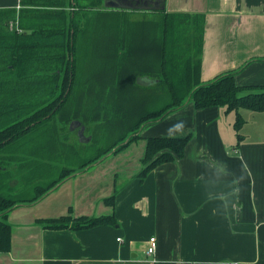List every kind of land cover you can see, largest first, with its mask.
<instances>
[{
    "label": "trees",
    "instance_id": "16d2710c",
    "mask_svg": "<svg viewBox=\"0 0 264 264\" xmlns=\"http://www.w3.org/2000/svg\"><path fill=\"white\" fill-rule=\"evenodd\" d=\"M104 1L20 0L18 10H0V253L10 251L11 210L39 202L65 180L121 152L140 139L144 126L193 103L197 110L234 112L241 140L244 122L238 111L264 112V86L235 82L245 64L201 82L202 14L150 10L159 21L137 22L129 19L133 10L105 9ZM141 77L155 83L141 86ZM82 127L87 142L78 141L76 130ZM191 138H146L142 168L134 178L142 183L153 169L182 159ZM98 142L103 149L97 155L76 168L64 167L83 144ZM63 161L57 179L48 185L34 182L47 164L53 168ZM24 179L32 192L20 199ZM117 192L104 203L113 207ZM35 223L44 230L74 232L118 224L114 215Z\"/></svg>",
    "mask_w": 264,
    "mask_h": 264
},
{
    "label": "crops",
    "instance_id": "0c3cea01",
    "mask_svg": "<svg viewBox=\"0 0 264 264\" xmlns=\"http://www.w3.org/2000/svg\"><path fill=\"white\" fill-rule=\"evenodd\" d=\"M163 3L204 16L201 82L245 64L236 84L264 86V0ZM19 7L20 0H0V10ZM230 113L188 103L144 126L118 160L107 156L39 202L14 208L10 251L0 253V264H264V112L254 118L252 138L243 119L241 140ZM178 123L183 129H173ZM188 134L182 159L158 166L142 183L134 178L146 138ZM115 189L114 206L106 205ZM67 214L114 215L118 224L74 232L35 223ZM151 237L157 246L148 256Z\"/></svg>",
    "mask_w": 264,
    "mask_h": 264
},
{
    "label": "rangeland",
    "instance_id": "374dc122",
    "mask_svg": "<svg viewBox=\"0 0 264 264\" xmlns=\"http://www.w3.org/2000/svg\"><path fill=\"white\" fill-rule=\"evenodd\" d=\"M171 9H173V8H170V6L168 8V6H167L165 8V11L167 10L166 11L167 13L189 14V13H184V12H181V11L180 12H172L173 10H171ZM129 19H130V21H137V22L144 21V20H147V21H159V16L156 13H149V11H145V10H134V11L129 13ZM102 36H107V35L103 34ZM102 36H100V37H102ZM87 64H89V65L91 64V59L90 58L88 59ZM85 70H87V69H85ZM204 83H206V82H204ZM238 114H240L241 119L242 120L244 119V122H246L245 126L243 128L244 134L247 135L248 138H252V136H254V134L252 133V129L254 127V120H256L254 118H257L256 116H258V113L252 112V111H248V110L247 111L246 110H239ZM228 115L229 116H233L234 122H235V113L231 112ZM224 133L225 132H223V135H224ZM240 133H241V131H240ZM78 141L81 142L79 140V138H78ZM87 144H83L82 145L83 148L80 149L77 152L75 160H72L70 163H68L66 165H65L66 161L65 162L63 161L60 164L56 163L53 168L51 167V165L47 164L48 165L47 167L42 168V170H44V173L40 171L39 175H38V178H35L34 182H38L39 181V183L41 184V181H42L41 185H45V184L48 185L51 181H53V180L58 178L59 171L61 169L60 167H62L63 165H65L64 167H69V164H70L72 168H76V167H78L79 163L83 159L90 158V157L92 158V157H94L95 155L98 154L99 150L103 149V145L101 143H99V142L98 143H94V144H89V145H87ZM139 144H140L139 142L136 143V146H139ZM119 153H117L115 155L118 156ZM113 155H109L108 157L113 156ZM118 159H119V156L115 160H118ZM58 168H59V170H58ZM45 170H47V171H45ZM19 185H20V192H18L17 197L20 198V199H27L31 195V192H32V188L30 187V184H28V182H26V180L24 179V180H20V184ZM0 192H1V187H0ZM64 216H69V215L67 214V215H64Z\"/></svg>",
    "mask_w": 264,
    "mask_h": 264
},
{
    "label": "water",
    "instance_id": "95a60500",
    "mask_svg": "<svg viewBox=\"0 0 264 264\" xmlns=\"http://www.w3.org/2000/svg\"><path fill=\"white\" fill-rule=\"evenodd\" d=\"M118 1L119 0H106V1H104V3H103V7L105 8V9H109V10H128V11H132V10H134L135 8L134 7H132V6H129V5H125V6H123V5H120V4H118ZM138 9V8H137ZM136 9V10H137ZM164 9V3L162 4V5H160V6H157V7H154V8H139V10H159V11H161V10H163ZM155 83V81L154 80H151V79H149L148 77H141V78H138L137 79V84H139V85H141V86H149V85H152V84H154ZM74 129V126L73 125H71V130H73ZM84 128L82 127V128H80V130L78 131V133H77V135H78V138H79V140L81 141V142H87L88 140H89V138L88 139H84L83 137H84Z\"/></svg>",
    "mask_w": 264,
    "mask_h": 264
},
{
    "label": "flooded vegetation",
    "instance_id": "af4514ba",
    "mask_svg": "<svg viewBox=\"0 0 264 264\" xmlns=\"http://www.w3.org/2000/svg\"><path fill=\"white\" fill-rule=\"evenodd\" d=\"M118 4L123 5V6L129 5V6L134 7L135 8L134 10H136L137 8H138L137 10H139V8H148V7L154 8V7L160 6V1L159 0H119ZM79 130L80 129H77L76 132L78 133Z\"/></svg>",
    "mask_w": 264,
    "mask_h": 264
},
{
    "label": "built area",
    "instance_id": "2783aa9c",
    "mask_svg": "<svg viewBox=\"0 0 264 264\" xmlns=\"http://www.w3.org/2000/svg\"><path fill=\"white\" fill-rule=\"evenodd\" d=\"M17 22H10L9 23V28L12 29L13 27L16 28ZM156 246H157V242L156 239L154 237L149 238L148 240V247L146 250V254L148 256H152L155 253L156 250Z\"/></svg>",
    "mask_w": 264,
    "mask_h": 264
},
{
    "label": "clouds",
    "instance_id": "9594fccd",
    "mask_svg": "<svg viewBox=\"0 0 264 264\" xmlns=\"http://www.w3.org/2000/svg\"><path fill=\"white\" fill-rule=\"evenodd\" d=\"M173 129H175V130L183 129V123H178V124L174 125ZM173 129H170L169 131L171 132Z\"/></svg>",
    "mask_w": 264,
    "mask_h": 264
}]
</instances>
